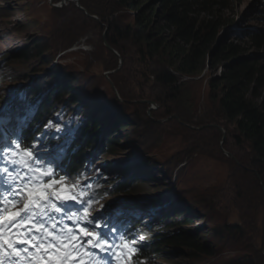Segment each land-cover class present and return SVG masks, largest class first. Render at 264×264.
<instances>
[{
	"label": "rangeland",
	"instance_id": "rangeland-1",
	"mask_svg": "<svg viewBox=\"0 0 264 264\" xmlns=\"http://www.w3.org/2000/svg\"><path fill=\"white\" fill-rule=\"evenodd\" d=\"M78 2L83 8L69 0H0V96L16 97L24 85L34 84L26 82L29 76L42 83L44 92L72 80L70 95L56 105L77 95L84 113H92L93 106L98 117L116 110L110 121L126 128L112 123L108 133L121 143L115 154L92 160L103 172L127 176L137 171L143 177L139 188L101 204L104 224L110 225L119 211L144 210L148 199L162 198L168 202L162 208L167 216L179 222L184 212L192 220L173 230L188 232L209 250L168 248L149 264H264V183L250 162V147L237 141L239 132L214 105L210 80L215 73L207 68L181 77L173 92L162 80L160 58L141 56L139 38H119V49L107 39L110 23L134 25L135 11L115 0ZM226 3L218 12L234 19L227 37L264 28V0ZM36 43L45 45L41 58H16ZM59 71L62 80L55 78ZM56 120L58 126L47 131L54 138L72 122L61 113ZM88 229L97 231L93 220Z\"/></svg>",
	"mask_w": 264,
	"mask_h": 264
},
{
	"label": "trees",
	"instance_id": "trees-1",
	"mask_svg": "<svg viewBox=\"0 0 264 264\" xmlns=\"http://www.w3.org/2000/svg\"><path fill=\"white\" fill-rule=\"evenodd\" d=\"M117 6L135 11V24L125 26L111 22L107 31V39L116 48L121 46L118 39L139 38L143 43L140 54L146 59L161 60V77L165 85L173 92L179 90L177 83L181 77H193L202 74L207 68L212 69L210 88L213 92L214 105H217L229 123L239 132L237 141L241 139L251 149L250 162L262 176L264 183V28L257 29L240 36L227 35L225 31L233 24L234 19L219 13L220 7L226 5V0H115ZM223 34H225L223 36ZM119 36V37H118ZM118 48V49H119ZM45 45L36 43L30 48L17 52L20 60L32 57L41 58ZM220 69V74H216ZM32 76L25 80L29 81ZM56 80H62L61 72L55 74ZM64 80V79H63ZM72 80L68 84L52 86L51 90L43 91L41 82L36 81L23 95L24 106L29 101L36 105L34 118L27 135H35L51 120V116L59 111L63 96L70 95ZM176 85V86H175ZM44 92V93H43ZM9 95L0 96V107L8 103ZM42 96V97H41ZM79 96L66 100L61 109L68 115L75 104H79ZM82 106L81 104H79ZM64 107V108H63ZM117 107V106H116ZM102 105L100 109L103 110ZM118 108V107H117ZM80 114V112H79ZM116 114L112 110L97 116V109L90 115L80 118L81 124L77 129L78 152L73 154L68 168L83 167L87 155L91 153H116L114 148L121 140L108 133L111 124L117 122V128L125 129L126 125L112 119ZM76 118H79L75 115ZM29 135V136H30ZM109 180V179H108ZM116 190L132 192L126 183L116 184ZM164 203L158 201L156 205ZM183 221L177 222L171 216L163 217L154 225L149 252L164 257L168 248L185 247L192 251L209 253L198 238H193L183 230H173L183 224H191L192 220L181 212ZM172 220H175L172 223Z\"/></svg>",
	"mask_w": 264,
	"mask_h": 264
},
{
	"label": "bare ground",
	"instance_id": "bare-ground-1",
	"mask_svg": "<svg viewBox=\"0 0 264 264\" xmlns=\"http://www.w3.org/2000/svg\"><path fill=\"white\" fill-rule=\"evenodd\" d=\"M94 108H96V106H94L92 109H94ZM91 109V110H92ZM90 110V111H91ZM97 164H95V166H96ZM98 168V167H97ZM100 170V169H99ZM102 171V170H101ZM111 181H117V183L116 184H119V183H122L121 182V180L120 179H110ZM110 180H108V181H110ZM112 189H114L117 193H122V192H124V191H122V190H116L115 189V185H109ZM129 186V185H128ZM165 196H168V195H165ZM116 223H119V222H116ZM117 224H112V226L114 227V226H116Z\"/></svg>",
	"mask_w": 264,
	"mask_h": 264
},
{
	"label": "water",
	"instance_id": "water-1",
	"mask_svg": "<svg viewBox=\"0 0 264 264\" xmlns=\"http://www.w3.org/2000/svg\"><path fill=\"white\" fill-rule=\"evenodd\" d=\"M69 1H74V2H76L77 3V5H79V2H78V0H69ZM80 6V5H79ZM80 8H83V7H81L80 6Z\"/></svg>",
	"mask_w": 264,
	"mask_h": 264
}]
</instances>
